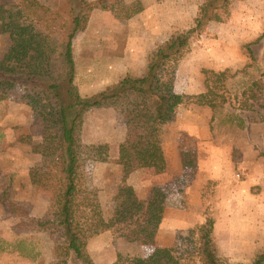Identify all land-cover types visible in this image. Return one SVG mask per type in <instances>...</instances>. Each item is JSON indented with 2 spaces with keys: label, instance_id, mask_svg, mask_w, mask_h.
Returning <instances> with one entry per match:
<instances>
[{
  "label": "rangeland",
  "instance_id": "374dc122",
  "mask_svg": "<svg viewBox=\"0 0 264 264\" xmlns=\"http://www.w3.org/2000/svg\"><path fill=\"white\" fill-rule=\"evenodd\" d=\"M39 1L66 19L82 1L95 6L72 40L74 83L89 97L126 74L141 75L159 45L192 26L205 0ZM6 45L0 37V56ZM174 90L183 100L161 128L165 171L143 168L127 179L140 200L153 188L165 194L155 243L128 242L118 229L101 232L86 245L94 264L145 258L155 248H167L177 264H200L198 229L209 218L226 264H250L264 249V0H232L208 23L176 63ZM23 93L14 86L0 100V264H53L56 237L38 224L50 212L55 174L51 167L33 173L43 162V123ZM124 135L114 108L84 116L80 143L105 148L92 157L81 152L79 188L96 195L105 217L121 183Z\"/></svg>",
  "mask_w": 264,
  "mask_h": 264
},
{
  "label": "trees",
  "instance_id": "16d2710c",
  "mask_svg": "<svg viewBox=\"0 0 264 264\" xmlns=\"http://www.w3.org/2000/svg\"><path fill=\"white\" fill-rule=\"evenodd\" d=\"M231 2L205 0L192 26L174 32L159 45L147 59L141 75L126 74L97 94L82 97L74 83L72 40L83 30L87 9L95 6L82 1L80 11L66 19L39 0H0V37L7 40L0 56V100L9 89L19 86L26 104L36 110L43 123V167L38 165L33 173L38 175L45 167H51L55 174L50 212L47 220L38 224L48 227L56 237L53 264H94L86 249L88 239L112 229H118L119 237L128 242L154 245L164 218L165 194L153 188L147 200H140L127 179L143 168H152L156 174L165 171L161 128L171 121L183 100L174 90L175 65L188 51L191 41ZM208 73L218 79L221 76ZM94 108L116 109L125 126L117 157L121 183L108 217L104 216L96 195L82 191L78 182L81 152L85 150L92 157L105 148L80 143L84 116ZM198 235L200 264H226L219 256L213 219L199 227ZM117 264L177 262L167 248H155L145 258L119 257ZM250 264H264V249Z\"/></svg>",
  "mask_w": 264,
  "mask_h": 264
}]
</instances>
